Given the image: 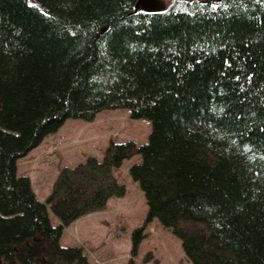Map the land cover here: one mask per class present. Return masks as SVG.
<instances>
[{"label":"trees","instance_id":"1","mask_svg":"<svg viewBox=\"0 0 264 264\" xmlns=\"http://www.w3.org/2000/svg\"><path fill=\"white\" fill-rule=\"evenodd\" d=\"M138 1L0 0V264H88L64 230L125 197L116 173L138 156L127 264L154 221L192 264H264V0ZM112 110L150 122L147 142L63 168L41 202L18 161Z\"/></svg>","mask_w":264,"mask_h":264},{"label":"rangeland","instance_id":"2","mask_svg":"<svg viewBox=\"0 0 264 264\" xmlns=\"http://www.w3.org/2000/svg\"><path fill=\"white\" fill-rule=\"evenodd\" d=\"M176 0H139L140 11L169 9ZM192 2L194 0H178ZM151 124L130 118L128 110L101 112L93 122L68 120L63 127L18 161V175L29 177L32 189L41 202H46L65 167H75L90 156L99 160L111 141H133L138 146L147 142ZM140 163L139 156L126 161L116 173L125 184L123 198L111 199L102 211L88 214L65 228L62 247H79L88 264H127L131 258L132 234L144 226L147 204L135 184L129 168ZM52 222L58 225L54 218ZM146 238L141 243L135 264H192L183 251L181 241L169 229L154 221L145 227ZM150 256V263H145Z\"/></svg>","mask_w":264,"mask_h":264},{"label":"water","instance_id":"3","mask_svg":"<svg viewBox=\"0 0 264 264\" xmlns=\"http://www.w3.org/2000/svg\"><path fill=\"white\" fill-rule=\"evenodd\" d=\"M148 1H151V0H148ZM138 5V4H137ZM153 11V10H152Z\"/></svg>","mask_w":264,"mask_h":264}]
</instances>
